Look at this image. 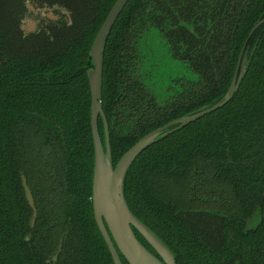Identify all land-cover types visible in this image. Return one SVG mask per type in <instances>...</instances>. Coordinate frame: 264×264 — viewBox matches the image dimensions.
I'll list each match as a JSON object with an SVG mask.
<instances>
[{
    "label": "trees",
    "instance_id": "trees-1",
    "mask_svg": "<svg viewBox=\"0 0 264 264\" xmlns=\"http://www.w3.org/2000/svg\"><path fill=\"white\" fill-rule=\"evenodd\" d=\"M28 1L69 21L26 34ZM115 2L0 0V264H113L92 209L88 76ZM262 18L264 0H128L103 51L112 166L148 133L219 103ZM243 59L226 105L158 139L124 177L128 208L176 264H264V24ZM163 61L194 78L165 82ZM158 83L163 98L151 90ZM97 126L104 145L100 117Z\"/></svg>",
    "mask_w": 264,
    "mask_h": 264
},
{
    "label": "water",
    "instance_id": "water-1",
    "mask_svg": "<svg viewBox=\"0 0 264 264\" xmlns=\"http://www.w3.org/2000/svg\"><path fill=\"white\" fill-rule=\"evenodd\" d=\"M127 2L128 0H116L98 30L90 49L93 64V69L88 76L91 96L90 126L94 152L91 185L93 216L113 264H122L119 254L128 264H176L172 251L128 208L123 188L125 174L136 157L158 139L179 131L188 124L223 107L231 100L245 74L243 55L247 42L254 32L264 24V18L259 20L248 33L240 49L230 85L219 103L209 109L173 120L148 133L132 145L113 167L107 123L101 105L103 51L111 29ZM98 117L101 118L104 127V145L98 133ZM174 125L178 126L167 130ZM24 189L26 199L32 206L30 192L25 185ZM134 231L147 242L157 256L142 245Z\"/></svg>",
    "mask_w": 264,
    "mask_h": 264
},
{
    "label": "rangeland",
    "instance_id": "rangeland-1",
    "mask_svg": "<svg viewBox=\"0 0 264 264\" xmlns=\"http://www.w3.org/2000/svg\"><path fill=\"white\" fill-rule=\"evenodd\" d=\"M27 14L22 22V28L24 33L34 32L39 25V22L42 21H54L60 23H66L69 21L68 16H65L62 13V10L55 9H35L30 5V1L27 2ZM154 43H159V39L157 37H152ZM160 79H164L166 82L167 78H184V79H192L194 78V74L190 71V69L186 68L182 64L178 62L167 63L163 61L160 69ZM165 82L163 87L166 88ZM154 93L159 98H163L165 96L164 90L159 89V83L154 84ZM156 89V90H155ZM255 224L248 223L247 228H252Z\"/></svg>",
    "mask_w": 264,
    "mask_h": 264
}]
</instances>
